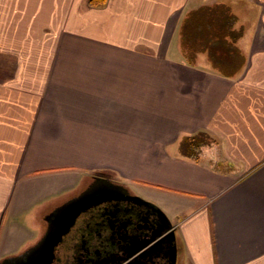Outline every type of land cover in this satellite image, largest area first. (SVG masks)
I'll use <instances>...</instances> for the list:
<instances>
[{"label":"crops","instance_id":"crops-1","mask_svg":"<svg viewBox=\"0 0 264 264\" xmlns=\"http://www.w3.org/2000/svg\"><path fill=\"white\" fill-rule=\"evenodd\" d=\"M91 171L174 216L176 264H264V0H0V261L44 233L39 185Z\"/></svg>","mask_w":264,"mask_h":264},{"label":"flooded vegetation","instance_id":"flooded-vegetation-1","mask_svg":"<svg viewBox=\"0 0 264 264\" xmlns=\"http://www.w3.org/2000/svg\"><path fill=\"white\" fill-rule=\"evenodd\" d=\"M89 174L90 178L84 188L70 198L80 195L102 179L114 183L118 180L108 172L91 171ZM149 221L157 222L154 227L156 230H151V233L165 225L157 219L155 212L131 201L119 200L88 208L76 218L57 247L54 264H144V256L137 260H133V257L123 259L150 234L149 229L144 227V222ZM165 247V258H151L152 264H172L170 243H166Z\"/></svg>","mask_w":264,"mask_h":264},{"label":"water","instance_id":"water-1","mask_svg":"<svg viewBox=\"0 0 264 264\" xmlns=\"http://www.w3.org/2000/svg\"><path fill=\"white\" fill-rule=\"evenodd\" d=\"M119 200L131 201L136 205H142L145 209L156 213L157 219L165 225L159 227V231L154 227L157 222H144V227L149 229L150 234L144 242L130 251L126 258L133 257V260L144 256V264H152L151 258L164 259L167 254L166 243H170L172 252V264H176L177 259V238L175 226L167 215L154 203L139 196L130 195L128 189L118 183L102 179L100 182L90 185L80 195L70 198L48 213L44 220L46 229L41 237L23 252L6 257L0 264H54L57 247L69 229L74 225L76 218L88 208L106 203L118 202ZM157 221V220H156Z\"/></svg>","mask_w":264,"mask_h":264},{"label":"trees","instance_id":"trees-1","mask_svg":"<svg viewBox=\"0 0 264 264\" xmlns=\"http://www.w3.org/2000/svg\"><path fill=\"white\" fill-rule=\"evenodd\" d=\"M105 0H88L90 7H101ZM233 23L230 21H197L182 23L180 35L182 41L185 42L186 49L193 47H201L211 44L213 40L219 37H210L216 30H224L232 28ZM214 144V141L206 133H197L195 135L186 136L180 142L179 150L181 153L188 155L193 160L198 161L203 148Z\"/></svg>","mask_w":264,"mask_h":264},{"label":"rangeland","instance_id":"rangeland-1","mask_svg":"<svg viewBox=\"0 0 264 264\" xmlns=\"http://www.w3.org/2000/svg\"><path fill=\"white\" fill-rule=\"evenodd\" d=\"M54 175H56V174H54ZM89 175L90 174H86L85 173L84 176L81 178V176L73 177L71 174H67V176L64 177V180L62 178L63 176L61 177L62 180H63L62 183H59L60 182V180H58L59 177L56 178L53 175L49 176L51 178H49L48 184H46V183L45 184H41V185H39V188L36 189L38 194H40V195L44 194L47 191H49L48 193H50V192L54 193V199L51 201V203L47 206V209H45V210L48 211V210L51 209V211H52L57 206L61 205L65 201H67L70 197H72L73 195L77 194L86 185L85 183L90 178ZM117 183L126 187V184L124 182L122 183V181L119 180V179L117 180ZM59 186L61 188H59ZM60 189H63V196L62 197L61 196L59 197L60 194H56L57 192H59ZM127 189L132 194L138 195V192H137L138 190L136 192H134L132 189H130V190H129V188H127ZM135 189H137V188H135ZM138 196H140V195H138ZM143 196L144 195L141 194L140 197L144 198ZM27 199L30 200L31 197H28ZM145 200H147V199H145ZM21 202H22V199H21ZM164 213H165V211H164ZM165 214L168 216V218L174 220V216L172 214H167V213H165ZM35 224H36L35 226L39 229V233L37 232L38 233L37 236L39 237L40 234L42 233V231L45 229L46 224H45V222L42 219L41 220L39 219V221L35 222Z\"/></svg>","mask_w":264,"mask_h":264}]
</instances>
